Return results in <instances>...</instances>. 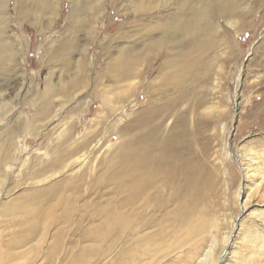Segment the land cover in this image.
<instances>
[{
	"label": "bare ground",
	"instance_id": "obj_1",
	"mask_svg": "<svg viewBox=\"0 0 264 264\" xmlns=\"http://www.w3.org/2000/svg\"><path fill=\"white\" fill-rule=\"evenodd\" d=\"M89 1H93V6L83 7L99 17L104 0ZM147 1V5L146 0L132 1L137 12H153L149 24L145 23L148 25L145 33L135 41L137 37L132 38L129 30L123 31L125 36L134 39V45L119 47L105 74L108 81L115 82L108 87L119 85L124 78L140 77L144 62L150 65L159 61L152 81L162 83L156 94L149 95L140 105L141 110L131 123L118 129L122 132L119 134L121 142L111 144V152L105 153L96 167L94 163L91 167L85 165L101 144V131L88 130L83 136L76 137L77 123L71 124L66 138L51 149V159H45L46 163L38 169L37 157L29 167V176L26 174L27 179L52 177L50 181L29 187L5 206L1 201L8 188L4 184L9 175L7 164L15 159L24 161V148L20 147L14 153L16 137L12 131L6 133L4 149L0 150V206H5L3 215L7 219L22 217L18 225L23 231L6 234L7 243L0 244V264H21L20 259H26L25 264H32V259L21 249L33 243L32 247L37 250L33 253L35 259L38 243L48 240L53 241L56 256L63 243L69 244L67 264H99L105 260V264H165L168 256L177 254L179 257L185 253L181 249L185 243L192 241L194 250L202 243V233L208 226L202 213H212V207L210 195L205 191L202 169L192 162L195 154L191 142H197L200 125L208 123L202 112L211 113L215 109L208 105L205 88L213 78L214 70L222 68L219 64L215 68L218 51L223 45L236 48V39L248 26L246 17L250 15L251 2L262 5L264 0ZM7 3L8 0H0L3 19ZM16 3L19 8L24 5L21 0ZM169 6L174 10L157 13L161 7ZM221 20L233 29L225 33ZM93 32L88 31V35ZM3 34L0 30V37ZM68 43L73 46L72 40ZM9 48L7 41L0 47L1 75L8 74L10 58L6 52ZM69 54L64 59L65 66L73 69L72 64H77L75 79L68 85L75 88L68 90L75 92L84 84V66L90 62L85 57L74 62ZM237 78L239 83L241 72ZM3 88L0 84L2 101L5 97ZM116 88L112 91L107 88L109 100ZM48 94L46 90L42 100L46 105L42 112H47L44 117L50 113ZM189 104L191 115L187 109L179 111L177 124L168 127L169 116L180 105ZM110 107L114 113L118 110L115 103ZM36 114L37 120L38 111ZM262 114L264 116V109ZM189 118L194 119L192 127ZM26 126L33 129L35 124L30 121ZM131 133L134 138L127 139ZM60 139L61 135L58 141ZM240 155L244 200L241 201V213L234 220L237 221L235 230L227 234L228 240L219 261L213 257L217 237L212 234L206 247L199 250L195 264L264 261V150H243ZM8 206L11 210L6 214ZM180 231L187 232L182 239L177 235ZM145 259L147 262L154 260L147 263Z\"/></svg>",
	"mask_w": 264,
	"mask_h": 264
},
{
	"label": "rangeland",
	"instance_id": "obj_2",
	"mask_svg": "<svg viewBox=\"0 0 264 264\" xmlns=\"http://www.w3.org/2000/svg\"><path fill=\"white\" fill-rule=\"evenodd\" d=\"M17 1L8 0L4 19L0 15V30L5 33L2 35L5 39L0 37V47L6 41L10 46L6 52L10 58L9 70L6 69L8 74H0L5 96L3 101L0 98V150L4 149L6 133L12 131L16 137L14 153L23 147L24 161L15 159L7 164L9 175L4 184L8 188L1 201L5 206L29 187L42 186L50 181L52 177L27 179L29 167L37 157L38 169L46 163L45 159H51V149L66 138L71 124L77 123L76 137L83 136L88 130L101 131V144L94 149L95 152L85 165L91 167L94 163L96 167L105 153L111 152V144L121 142L119 134L122 132L118 129L131 123L140 112V105L147 101L149 95L156 94L162 83L160 80L152 81L159 61L150 65L144 62L140 77L133 75L124 78L119 85L108 87V84H115L114 81H108L105 74L106 68L110 70V59L117 55L119 47L134 45V39H141L148 26L145 23L149 24L153 13L137 12L133 0H104L99 17L83 7L93 6V1L91 4L89 0H21L24 5L20 8ZM147 4L149 2L146 0ZM170 7H161L157 13L173 11ZM246 18L248 26L236 39V48H225L223 45L218 51L215 68L219 65L222 68L214 70L213 78L205 88L208 105L215 109L211 113L202 112L208 123L200 125L201 133L197 142H191L195 154L192 162L201 167L205 191L210 195L212 213H202L208 226L202 233L198 250H194L193 242L189 241L181 247L185 253L179 257H176L177 254L168 256L165 264H195L199 250L206 247L212 234L217 237L213 257L216 262L219 261L221 250L228 240L227 234L235 230L237 221L234 220L240 215L241 201L244 200L240 154L243 150H264V4L258 5L252 1L250 15ZM220 23L225 33L233 29L223 20ZM88 31L94 32L88 35ZM123 31L137 38L131 40ZM70 40L73 46L68 43ZM69 52L74 62L84 57L90 62L84 66L85 82L75 92L68 90L75 88L68 85L75 79L77 64H72L73 69L65 66L64 59ZM107 88L110 91L116 88L110 100ZM46 90L49 91L51 104L50 113L44 117L47 112H42L43 106L46 107L42 100L45 99ZM112 103L118 106L115 113L111 111ZM189 106L180 105L169 116L166 125L171 127L177 124L180 113L186 109L190 114ZM193 120L189 118L190 127L193 126ZM30 121L34 122L35 129L26 126ZM115 125L118 127L113 130L116 131L113 134ZM133 134L126 138L132 140ZM59 135L61 139L58 141ZM5 206H0V244L7 243L8 232L23 231L18 225L22 217L11 216L7 219L3 215ZM10 210L9 206L6 207L5 213ZM186 233L180 231L177 235L182 239ZM32 244L21 249L32 259V264H67L69 244L63 243L58 249L60 254L56 256L52 240L39 242L38 257L35 259L33 253L37 250ZM153 260L149 259L148 262ZM19 262L25 264L26 259H20ZM105 263L106 260L99 264ZM262 263L264 261L252 264Z\"/></svg>",
	"mask_w": 264,
	"mask_h": 264
}]
</instances>
